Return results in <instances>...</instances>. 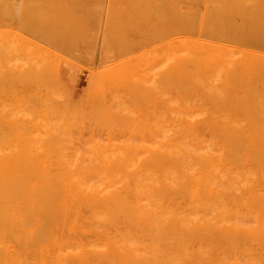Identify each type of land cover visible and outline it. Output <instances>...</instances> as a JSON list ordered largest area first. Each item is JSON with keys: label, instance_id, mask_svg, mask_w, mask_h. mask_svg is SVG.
<instances>
[{"label": "bare ground", "instance_id": "1", "mask_svg": "<svg viewBox=\"0 0 264 264\" xmlns=\"http://www.w3.org/2000/svg\"><path fill=\"white\" fill-rule=\"evenodd\" d=\"M0 264H264V0H0Z\"/></svg>", "mask_w": 264, "mask_h": 264}, {"label": "rangeland", "instance_id": "2", "mask_svg": "<svg viewBox=\"0 0 264 264\" xmlns=\"http://www.w3.org/2000/svg\"><path fill=\"white\" fill-rule=\"evenodd\" d=\"M96 59V58H95ZM97 60V59H96ZM98 61V60H97Z\"/></svg>", "mask_w": 264, "mask_h": 264}]
</instances>
